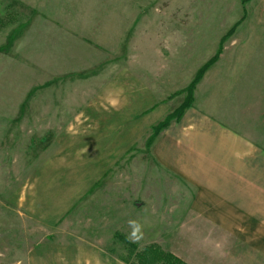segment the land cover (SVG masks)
Wrapping results in <instances>:
<instances>
[{"label": "rangeland", "instance_id": "obj_1", "mask_svg": "<svg viewBox=\"0 0 264 264\" xmlns=\"http://www.w3.org/2000/svg\"><path fill=\"white\" fill-rule=\"evenodd\" d=\"M0 19V48L10 42L0 49V264H129L116 234L212 264L192 248L205 234L179 233L167 210L175 203L148 163V133L129 136L138 119L116 128L115 113L144 78L185 90L221 49V87L229 71L263 67L264 0H0ZM69 63L83 69L68 74ZM173 95L156 111L186 98ZM109 96L124 102L119 112Z\"/></svg>", "mask_w": 264, "mask_h": 264}, {"label": "crops", "instance_id": "obj_2", "mask_svg": "<svg viewBox=\"0 0 264 264\" xmlns=\"http://www.w3.org/2000/svg\"><path fill=\"white\" fill-rule=\"evenodd\" d=\"M68 50L72 58L75 52ZM216 64L197 85L193 104L150 148L147 142L159 123H139V117L154 113L161 123L184 101L166 113L156 111L159 107L154 101L178 100L173 94L183 87L168 91L166 84L145 82L146 78L139 87L129 86L128 112L115 113L116 128L120 121L134 117L138 122L131 127L133 135L128 130L129 136L148 133L144 148L150 156L148 163L160 169L161 192L166 191L175 203L167 210H173L179 233L205 234L192 248L208 250L212 264H264V66L229 71L221 87L212 75L217 72ZM82 69L69 63L67 71L75 74ZM160 88L166 89L165 95ZM115 96H109L108 104L117 101V107H110L119 112L124 102ZM148 104L155 105L153 110H141Z\"/></svg>", "mask_w": 264, "mask_h": 264}, {"label": "trees", "instance_id": "obj_3", "mask_svg": "<svg viewBox=\"0 0 264 264\" xmlns=\"http://www.w3.org/2000/svg\"><path fill=\"white\" fill-rule=\"evenodd\" d=\"M13 14L9 16L13 17ZM7 24L8 23L0 19V27L3 26L5 27ZM23 27L24 25H21V28ZM232 35L233 34L230 33L229 35L223 38L222 40L223 45ZM9 45L10 42H8L7 45H5L0 49L8 48ZM221 52L222 49L219 50L218 54L198 71L192 83L185 90L178 92V94L180 95L186 94V98L183 104L173 113L168 115L161 123H159L157 126L153 128V133L147 142L148 148H150L153 145L154 141L159 136V134L163 130H165L171 124V122L181 118L184 112L186 111V109L193 104L194 93L197 85L202 81L207 71L217 63ZM115 237H117L122 243H124L125 248L129 251V257L124 259L129 264H186L183 260L175 256L174 254L163 250L162 247H160L157 244L145 246L142 250H139L136 244L129 242L124 236L116 234Z\"/></svg>", "mask_w": 264, "mask_h": 264}, {"label": "clouds", "instance_id": "obj_4", "mask_svg": "<svg viewBox=\"0 0 264 264\" xmlns=\"http://www.w3.org/2000/svg\"><path fill=\"white\" fill-rule=\"evenodd\" d=\"M110 104L113 108L117 107V101L115 100H111L110 101ZM83 113H81L79 116H77L76 120H77V123L80 122L81 118L83 117ZM67 132L69 134H75L76 132V128L73 124H69L68 128H67ZM132 223H135L134 221ZM140 232V228L139 226L136 227L135 231L132 233V236L135 238V239H139L140 237L137 235V233Z\"/></svg>", "mask_w": 264, "mask_h": 264}]
</instances>
